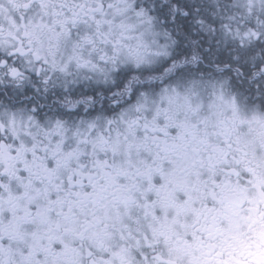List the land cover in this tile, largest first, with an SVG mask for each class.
<instances>
[{
	"label": "snow or ice",
	"instance_id": "6c2138e0",
	"mask_svg": "<svg viewBox=\"0 0 264 264\" xmlns=\"http://www.w3.org/2000/svg\"><path fill=\"white\" fill-rule=\"evenodd\" d=\"M0 264H264V0H0Z\"/></svg>",
	"mask_w": 264,
	"mask_h": 264
}]
</instances>
